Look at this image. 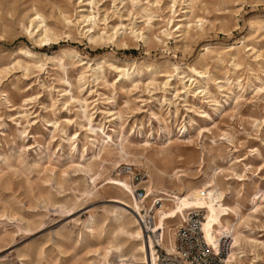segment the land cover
<instances>
[{
	"label": "rangeland",
	"instance_id": "374dc122",
	"mask_svg": "<svg viewBox=\"0 0 264 264\" xmlns=\"http://www.w3.org/2000/svg\"><path fill=\"white\" fill-rule=\"evenodd\" d=\"M172 1L139 0L134 6L131 0H0V264H119L117 254L107 263L98 257L114 223L110 212L131 213L114 201L107 178L132 167L131 182L144 190L146 177L154 179V167L149 170L141 157L115 166L105 163L96 188L92 176L80 169L93 157L97 134L92 130L102 138L112 136L111 146L117 148L113 129L122 122L134 148L147 149L154 165L176 174L183 193L215 175L230 203L240 196L250 216L244 235L264 243V0H195L203 30L195 28L190 36L163 45L160 32ZM186 4L178 1L175 23L185 15ZM36 11L46 24L68 34L64 14L72 20L97 16L98 30L119 29L118 41L124 32L132 37V28H146L151 47L141 39L130 47L93 46L74 29L59 45L39 48L24 27ZM252 19H259L254 29ZM242 46L240 66L234 67L229 53ZM22 47L37 53V59L44 57V67L26 71L32 62ZM72 49L88 64L63 69L58 59L49 60L64 57L67 64L63 52ZM97 65L101 75L96 80ZM116 67L129 68V76L122 77ZM193 68L208 71V83ZM205 87L220 108L201 93ZM68 90L81 103L69 100ZM82 104L92 124L80 117ZM109 112L121 113L123 121ZM166 126L170 134L163 132ZM85 148L87 160L80 164ZM62 171H67L65 178L59 177ZM42 198L55 206H44ZM91 215L98 227L104 226L101 237L87 228ZM246 248L248 256L239 264H264L261 246Z\"/></svg>",
	"mask_w": 264,
	"mask_h": 264
},
{
	"label": "bare ground",
	"instance_id": "6f19581e",
	"mask_svg": "<svg viewBox=\"0 0 264 264\" xmlns=\"http://www.w3.org/2000/svg\"><path fill=\"white\" fill-rule=\"evenodd\" d=\"M178 1L179 0H173V4L167 7L169 15L171 16L167 17L165 29L160 32L161 35H163L164 40L159 41V43L163 45H166L167 41L171 39L186 38L190 36L195 28L203 30L204 20L196 15L197 8L195 0H181L183 3L187 2L185 15L180 17L181 19H179V23H175L176 14L178 12L175 8ZM131 2L134 6L139 4V0H131ZM161 2L162 0H155L154 5H159ZM62 16L64 28L69 30V34L65 32L63 33L57 28L46 24L45 18L38 11L34 12L33 15L28 18V22L24 27L29 34V38L36 47L43 48L44 45L49 43L59 45V41L64 36L70 38L72 31L75 29L79 32V35L88 39L93 46H103L112 43L114 45L121 44L125 47H130L134 41L141 39L150 50L151 38L149 36L146 37V28L137 30L132 28L130 33L132 37L124 32L125 35L122 37L121 41H118L117 37L119 29L113 27L111 32L107 31L106 28H104V30H98L99 25L97 16H94L93 14L79 15L78 18L74 20H72V17L67 14ZM149 16V20L155 18L151 12ZM252 20L250 21V28L254 29V27L258 25L259 19ZM147 24L149 25L147 27L150 29L151 25L149 23ZM245 50L246 47L243 46L231 49L229 55L234 61V67L240 66L242 54ZM207 51H209V49H207ZM20 52L32 62L27 63L25 66L26 71H29L30 66L36 69L44 67V57L37 59L39 55L27 47H22ZM63 54L69 58L67 64L62 60L64 57L49 58V60L53 61L58 59L63 69H65L66 66L74 67L76 63L80 62L82 66L88 64L85 60L81 59L79 54L73 49L63 52ZM76 60L78 62H75ZM134 65L135 63L130 64L131 67ZM151 67L145 69L150 70ZM100 69V66L95 69L96 80L100 77L99 75H101L98 74ZM115 69L117 72L122 73V77L129 76V68L116 67ZM192 71L202 78L203 81L208 83V71L199 72L194 68ZM0 74H2V72ZM263 90L264 89H262V91ZM65 92V96H69V100L81 103L79 99H75L72 90ZM201 93L204 94L208 100L210 99V102H212L215 107L220 108L222 106V103L217 101L206 87ZM6 99L8 100V98ZM111 100L113 103L114 99ZM227 102L228 101L226 100L225 103ZM79 113L81 114V118L86 119L92 124L91 118L84 104L81 105ZM110 113L112 112H109V114ZM112 116L121 122L123 121L122 115L119 112L112 113ZM164 123L166 124L165 121ZM124 124L125 123L122 122L118 127L113 129L119 139L117 148L114 147L115 149L111 146L112 143H115L112 136L108 135L106 138H102L99 136L97 130H92V132L97 134V137L91 144L93 147V157L90 158L85 166H82L80 171L92 176L91 179L94 181L93 186L96 188L97 179L103 175L105 170L103 166L105 163L115 166L119 162L136 161L141 157L149 170H151V164L153 165L154 171L151 170V177L154 176V179L146 177L147 180L143 183V188L146 190V196L138 198L135 193V191L138 190V185L131 182L132 174L125 172L126 174L122 176L107 178L109 183L106 187L114 189L117 196L114 201L123 204V206L130 209L131 213L127 216L123 213H118L117 211L110 212L111 215H114V223L110 230L106 247L103 249L102 254H98V257L102 262L107 263L111 255L117 254L118 259L120 260L119 264H158L157 245L167 252H172L177 235L176 231H178V229L183 226L184 222L188 220L189 214L198 211L202 212L205 217L202 227L210 244L215 248H218L224 239L230 241L231 247L225 264H239L248 256V250L246 248L248 245H255L256 247L261 246L262 249H264V243H259L258 240L247 237L243 233L244 229L248 228L250 216L244 213L245 204L241 202L240 196L236 197L233 203H230L228 200L229 192L223 190L224 188H221L219 180L215 175L210 177L207 183H204L199 187H188L187 191L183 193L182 187L174 180L176 174H169L161 167L154 165L151 154H145L147 149L142 148L143 151H138L136 150L137 148H134V145L130 143L127 135L123 134ZM162 130L165 134H170L169 127L166 126L165 129ZM101 131L105 134L103 129ZM87 152L88 149L85 148L81 156L80 164L87 160ZM101 167L102 169L100 170ZM66 174L67 171H62L59 177L65 178L63 175ZM164 177H168L169 182H166ZM169 185H171V188ZM163 190H170L171 193L163 192ZM157 191L160 192V194H155ZM42 202L44 203V206H55V204H53L48 198H42ZM2 217L10 219V216L5 213H3ZM87 228L91 231L93 237H101V234L105 232L103 225L99 227L96 225L93 215H91L88 220ZM151 235L157 237L152 238ZM123 236H126L127 238L122 239ZM125 248H127L126 253L124 251Z\"/></svg>",
	"mask_w": 264,
	"mask_h": 264
},
{
	"label": "built area",
	"instance_id": "2783aa9c",
	"mask_svg": "<svg viewBox=\"0 0 264 264\" xmlns=\"http://www.w3.org/2000/svg\"><path fill=\"white\" fill-rule=\"evenodd\" d=\"M126 173L135 175L132 167L125 169ZM139 181L143 178L140 173L135 176ZM138 198L146 196V190H136ZM158 205V202H157ZM205 217L202 212H192L176 235L172 252L163 250L157 245L158 264H225L230 251V241L224 239L218 248L210 244L203 231Z\"/></svg>",
	"mask_w": 264,
	"mask_h": 264
}]
</instances>
